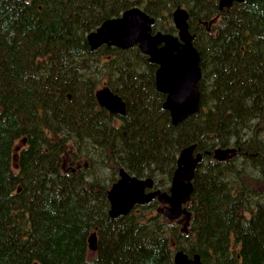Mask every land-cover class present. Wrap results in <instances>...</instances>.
<instances>
[{
    "label": "trees",
    "instance_id": "1",
    "mask_svg": "<svg viewBox=\"0 0 264 264\" xmlns=\"http://www.w3.org/2000/svg\"><path fill=\"white\" fill-rule=\"evenodd\" d=\"M219 2L0 0V264H175L178 250L203 264H264V154L246 139L264 121V0L221 12ZM132 8L163 33L174 30L175 9L189 13L202 101L179 126L157 92V66L137 46L91 52L87 36ZM105 81L127 102L126 116L98 106ZM193 144L204 160L187 233L173 227L179 236L169 238L172 223L155 209L162 222L147 224L148 205L110 217L121 169L169 189ZM230 147L240 151L228 161L207 155ZM104 169L116 173L107 183L97 179ZM252 175L255 190L244 178Z\"/></svg>",
    "mask_w": 264,
    "mask_h": 264
},
{
    "label": "water",
    "instance_id": "2",
    "mask_svg": "<svg viewBox=\"0 0 264 264\" xmlns=\"http://www.w3.org/2000/svg\"><path fill=\"white\" fill-rule=\"evenodd\" d=\"M245 1L248 0H221L219 8L220 10L231 8L234 2L243 3ZM187 19L188 14L186 11L176 10L174 12V20L180 31L179 40L181 42L177 38L162 33L153 36L151 32L154 19H151L138 8L125 12L122 18L115 19V21H106L97 31L88 36L92 50H96L104 44L121 50L138 46L144 55L149 56L151 63L159 66L156 72V85L158 91L167 96L164 107L170 111L174 126H179L188 118L198 114L201 106L199 91V82L202 79L200 55L193 45L194 38L189 32ZM183 49L186 52L187 59L182 60L171 76L170 72H172L176 63L175 60L179 57V51H183ZM170 64L173 65L170 66ZM96 98L98 104L109 111L111 115L126 114L125 102L120 96L114 94L110 88L98 90ZM196 149L197 145H193L181 152L171 184V195L155 192L147 198L146 189H151L153 184L138 181V178L131 177L124 170H121V179L113 185L108 195L111 203V217L117 219L127 216L136 205L147 204L158 195L160 202L169 205V207L162 209V213L166 218L175 221L183 215L186 216L185 231H187L186 227L190 221L191 212L184 206L191 201L194 192L193 180L196 170L203 160L201 153L194 155ZM210 154L209 152L208 155ZM229 154L235 155L236 150L217 149L214 151V157L223 161L229 158ZM133 185L135 186L134 196L130 193ZM90 249L93 251L97 249L95 237L91 239ZM176 264H189V262L182 253H179L176 256ZM194 264H202L199 256H195Z\"/></svg>",
    "mask_w": 264,
    "mask_h": 264
},
{
    "label": "rangeland",
    "instance_id": "3",
    "mask_svg": "<svg viewBox=\"0 0 264 264\" xmlns=\"http://www.w3.org/2000/svg\"><path fill=\"white\" fill-rule=\"evenodd\" d=\"M206 26H208V25H206ZM90 58L91 57L86 59V61L88 63H91V59ZM98 61L100 63L104 64V66H105V63L103 61H100V60H98ZM91 69L96 72L97 66L94 64V65L91 66ZM78 81H80V77H79V74L77 73L76 76L72 78L70 83H77ZM85 81H86V79H85ZM102 87H103V85H100L99 88L101 89ZM262 108H263V105H262ZM247 138H254L255 139V144L260 146L261 151L264 154V121H262L258 127H255V124H254V126H252V128L250 130H247L246 139ZM229 156H231V154H229ZM220 157H223V156H220ZM233 157H235V156H233ZM217 159L219 160L220 158H217ZM235 159H241V156L237 157ZM115 174L116 173H113V171L110 170V169H104L102 171V173L97 177V179L100 180L101 182H106L107 183V182L111 181L115 177ZM118 176H119V174H118ZM244 178H245V180L247 182V185H246L247 188L249 190L250 189L255 190V185H254L255 175L245 176ZM93 184L97 185V183L95 181L93 182ZM137 185H139V184H137ZM111 187H112V185H111ZM263 189H264V186H263ZM147 198H149V197H147ZM148 207L150 209L146 213L145 222L147 224H150V222L161 223L162 220L159 219V216L156 215L154 209L152 208V207H157V206L155 204L152 205V202H151ZM178 226L182 227V225H179L178 223H174V225H172V224L169 225L170 228H166L165 229L168 232V234H169L168 237L171 238L172 240L176 239L179 236V231L177 229L173 228V227L177 228Z\"/></svg>",
    "mask_w": 264,
    "mask_h": 264
},
{
    "label": "bare ground",
    "instance_id": "4",
    "mask_svg": "<svg viewBox=\"0 0 264 264\" xmlns=\"http://www.w3.org/2000/svg\"><path fill=\"white\" fill-rule=\"evenodd\" d=\"M177 49V48H176ZM187 51V50H186ZM186 55V52H185V50L183 49V51H179V57L178 58H176V63L174 64V67H173V69H172V72H170L171 73V76L173 75V73H174V71H175V69L180 65V63L182 62V60L183 59H187V55ZM173 60V59H172ZM172 63V62H171ZM169 64V63H168ZM173 64H170V66H172ZM101 107V106H100ZM214 159V158H213ZM133 184V183H132ZM136 187H137V185H136ZM138 187H140V186H138ZM139 189V188H138ZM137 189V190H138ZM119 192V191H118ZM121 192H123V191H121ZM120 192V193H121ZM130 193H131V195L132 196H134V194H135V186L133 185L132 186V189H131V191H130ZM127 195V194H126ZM120 196V195H119ZM123 196V195H122ZM129 196V195H128ZM122 198V197H121ZM114 200V199H113Z\"/></svg>",
    "mask_w": 264,
    "mask_h": 264
},
{
    "label": "flooded vegetation",
    "instance_id": "5",
    "mask_svg": "<svg viewBox=\"0 0 264 264\" xmlns=\"http://www.w3.org/2000/svg\"><path fill=\"white\" fill-rule=\"evenodd\" d=\"M111 116V115H110ZM155 201H157L156 199H155Z\"/></svg>",
    "mask_w": 264,
    "mask_h": 264
}]
</instances>
